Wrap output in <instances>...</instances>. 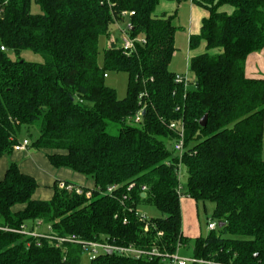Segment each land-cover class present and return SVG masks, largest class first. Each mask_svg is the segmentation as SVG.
Returning <instances> with one entry per match:
<instances>
[{
  "label": "trees",
  "instance_id": "trees-1",
  "mask_svg": "<svg viewBox=\"0 0 264 264\" xmlns=\"http://www.w3.org/2000/svg\"><path fill=\"white\" fill-rule=\"evenodd\" d=\"M160 1L0 0V158L14 152L24 129L36 128L34 149L46 151L54 168L94 185L89 191L65 182L81 188L79 195L56 182L51 200H36L37 180L12 162L0 180V264H80L90 242L168 254L188 248L181 165L188 197L213 202V219L222 224L194 240L193 256L264 264V79L245 73L247 58L264 50V0H195L209 17L190 39L193 49L206 45L190 62L192 90L177 84L169 69L179 27L176 15L155 16ZM33 2L40 14L32 12ZM124 11L135 13L131 36L146 44L126 55L113 41L101 64L100 40ZM27 50L44 62L10 56ZM109 72L128 75L124 99L106 85ZM173 123L185 126L182 158L168 148L176 141ZM141 204L163 216L142 219ZM22 227L46 232L28 237L17 233ZM73 236L81 243L58 240ZM91 264L163 262L103 252Z\"/></svg>",
  "mask_w": 264,
  "mask_h": 264
},
{
  "label": "crops",
  "instance_id": "crops-1",
  "mask_svg": "<svg viewBox=\"0 0 264 264\" xmlns=\"http://www.w3.org/2000/svg\"><path fill=\"white\" fill-rule=\"evenodd\" d=\"M188 1L190 4L189 6L186 5L185 8L188 9V13H189V19H188L189 21L186 24L188 29L186 31V41L188 40L189 44L187 47L186 46L184 47H186V50H188L189 52L188 59H190L191 62V59L193 57L201 55L206 52L205 43H201L198 48L193 49L190 47V39L193 35H198L200 33L202 22L204 19L209 17V13L207 12L206 9L199 6L195 2V0H188ZM179 4L180 3H177L176 1L161 0L159 6L156 9L155 16L161 18L165 15L166 16L176 15V20H177ZM224 10L231 12L230 8H225ZM180 30L181 28L179 27V30L177 31L175 36L176 52L179 51V48L177 46V41L179 38L178 34ZM108 40H109L108 48L110 47L111 42L113 41L117 42V40H114L111 34L108 36ZM190 62H188L189 68H190ZM173 73L176 74V72ZM245 73H246V77L249 79H257V80L264 79V50H262L261 52L253 53L247 58ZM262 158L264 160V140H263V148H262ZM12 162L18 164L20 170L23 173L31 175L37 180L39 184V188L34 196V199L36 200H42V201L51 200L54 194L53 186L56 182H69L77 186L87 188L89 191L92 190L94 186L92 182L88 181L83 176L73 173L70 170L54 168L50 164L47 158L46 151H39L36 149L32 150L30 149V147H28L26 151H20V152L14 151L12 153V161L9 160L8 155H5L2 158H0V180L4 178L6 171ZM181 166L179 167L180 181H181V177H180ZM182 203L183 201L181 199V208H182V216H183V224H182L183 235L191 240L203 236L202 231L201 230L198 231V229L195 227V221L193 218H191L193 217L192 216L193 214L190 216V212H192L191 209L193 205L191 204L188 206L189 215L186 216L185 215L186 212H184V207ZM190 223L192 224L191 226ZM35 231L38 233L46 232L44 227L38 228V230L36 229ZM80 264H82V259Z\"/></svg>",
  "mask_w": 264,
  "mask_h": 264
},
{
  "label": "rangeland",
  "instance_id": "rangeland-1",
  "mask_svg": "<svg viewBox=\"0 0 264 264\" xmlns=\"http://www.w3.org/2000/svg\"><path fill=\"white\" fill-rule=\"evenodd\" d=\"M189 1H183L179 4L178 8V19L174 21V24L181 28L179 34H178V41L177 46L179 48V51L176 52L175 56L173 57V60L171 62V65L169 67L171 72H176V75L180 76H186L188 77L189 83H188V89H194L196 87L195 75L190 71L188 62H190L188 50H186V47L189 44V41H186V31L187 29V23L189 19V13L188 9L185 8L186 5L189 6ZM32 12L34 14H40L42 11L40 7L33 2L32 3ZM128 25V19L125 21H122L120 24H114V26L111 29L110 34L113 36L114 40H117V43L120 45L122 42V32L126 30V27ZM121 28V30H120ZM179 30V29H178ZM182 37V38H180ZM109 46V40L108 37H102L99 43V49H100V57L99 61L102 64L103 57H104V51ZM186 46V47H184ZM184 47V48H183ZM10 56L13 60H23L27 62H33V63H43L44 58L40 54L33 53L31 51H23L20 56H16L14 53H10ZM179 72V73H178ZM106 85L110 88H113L116 90L118 98L120 100L124 99L127 95V86H128V75L126 73H116V72H109L106 77ZM118 130L116 127L112 129V133L117 134ZM39 132L38 129H31L30 133L27 132V129H24L20 135V142L22 143L24 140H28L30 142V149L34 150V148L31 146L32 143L36 140L38 137ZM168 148L173 151L174 156L179 157L180 155L174 151V142L168 143ZM9 160L12 161V154L8 155ZM180 177H181V184L183 186L182 194L184 197H182V205L184 207V212L186 216L189 215L188 212V206L193 205L190 212V216L192 215L195 221V227L198 229V231H202L203 236H207L209 234L208 231V223L209 221H213L217 223L218 221H214L213 219V213L216 208V205L211 201L206 202H197L193 199H190L188 197V171L185 168V166H181L180 170ZM139 213L142 216H146L149 219L153 218H160L162 217V213L153 205L151 204H141L138 208ZM192 224L190 223V226ZM189 227V226H188ZM194 227V228H195ZM200 236V235H199ZM194 240L192 239V242L188 248L182 247L179 251L180 256L182 257H191L193 255V249H194ZM102 251L99 250V253ZM91 257L92 253L91 251H84L82 254V264H91Z\"/></svg>",
  "mask_w": 264,
  "mask_h": 264
},
{
  "label": "built area",
  "instance_id": "built-area-1",
  "mask_svg": "<svg viewBox=\"0 0 264 264\" xmlns=\"http://www.w3.org/2000/svg\"><path fill=\"white\" fill-rule=\"evenodd\" d=\"M134 12H128L124 11L122 13L123 20L125 21L128 19V25L126 27V30L122 32V42L119 45V47L123 50V53L126 55H131L134 51H136V47L138 44H146V39L143 37H132L131 36V31L133 29V25L130 21V18L134 16ZM122 21H118L115 24H120ZM121 30V28H120ZM2 51H6L5 47L1 48ZM175 82L177 84H182L185 87H188V77L186 76H180L176 75L175 76ZM179 111V108L176 110ZM143 113H140L137 117V122H139L141 116ZM170 129L175 132L176 134V141L174 142V151L178 153L180 156L179 158H182L184 153L186 152V145H185V140H186V134H185V126L184 124H178V123H173L170 126ZM30 145V142L28 140H24L22 143L19 142L17 145L14 146V151L20 152V151H26ZM135 184H132L129 186L128 191H131L134 188ZM59 187L61 189H65L69 192L76 191L77 194L82 195L83 191L81 188H77L72 184H66L65 182H61L59 184ZM116 190V187H110L107 191L109 195H111L114 191ZM182 190L183 187L180 184L178 187V194L182 197ZM141 191L146 192L147 188L145 186L141 187ZM87 197H90L91 194L88 192L86 194ZM142 219H146V216H142ZM217 223L213 221H209L208 223V231H216L217 230ZM149 225H146V228L148 229ZM7 230V229H5ZM17 233H20L22 235L28 236V237H39L41 236L40 233L36 231H28L26 228L22 227L20 231H17ZM160 236H163L162 233L159 234ZM60 243L62 242H70V243H81L75 236L69 237V238H60L58 239ZM91 251L92 257L91 260L96 259L101 253L107 252L108 250H111L113 253H116L120 256L128 257V258H134L136 260H142V259H148L150 261L154 259H160L163 264H229L225 263L222 261H218L215 259L211 258H198V257H182L179 254L178 250L176 253L173 254H168L161 252L157 249L153 250H143L139 249L133 245L130 246H116V245H111L109 243H100V242H90V243H85L83 245V251ZM99 250L102 252L99 253Z\"/></svg>",
  "mask_w": 264,
  "mask_h": 264
},
{
  "label": "water",
  "instance_id": "water-1",
  "mask_svg": "<svg viewBox=\"0 0 264 264\" xmlns=\"http://www.w3.org/2000/svg\"><path fill=\"white\" fill-rule=\"evenodd\" d=\"M143 114H145V111L143 112ZM207 120H208V116L206 115L201 121L200 124L202 127H205L207 125ZM146 195L143 194V197H145ZM219 227H222V224H218ZM108 254H113V252L111 250L107 251Z\"/></svg>",
  "mask_w": 264,
  "mask_h": 264
}]
</instances>
